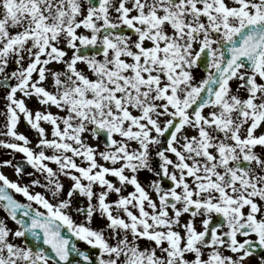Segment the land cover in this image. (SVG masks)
<instances>
[{
	"label": "snow or ice",
	"instance_id": "1",
	"mask_svg": "<svg viewBox=\"0 0 264 264\" xmlns=\"http://www.w3.org/2000/svg\"><path fill=\"white\" fill-rule=\"evenodd\" d=\"M0 89V264H264V0H0Z\"/></svg>",
	"mask_w": 264,
	"mask_h": 264
},
{
	"label": "rangeland",
	"instance_id": "2",
	"mask_svg": "<svg viewBox=\"0 0 264 264\" xmlns=\"http://www.w3.org/2000/svg\"><path fill=\"white\" fill-rule=\"evenodd\" d=\"M3 90L0 89V109H3L4 107V104H5V101L3 100ZM19 95V93H18ZM29 107H32V108H36L38 105L36 104L35 102V98H33L32 100H29L27 101ZM53 111H55V109H53ZM3 118L0 117V120H2ZM18 130L19 131H23L25 132L26 134H28L30 136V138L32 139L33 143L35 142V132L30 130L29 129V126L23 122V120L21 121V123L18 125ZM9 150L7 149H3V148H0V157H2V159H4L5 157H8L9 158V154H8ZM15 156V160L17 161V159L19 158H23V155L21 153H15L14 154ZM0 171H3L6 175H11L13 180H16L17 177L16 175L14 174V170L11 168V167H4L2 169H0ZM150 176L149 173H142L141 174V179L143 180L145 177H148ZM27 179V180H25ZM29 180V177H23L20 182L21 183H27ZM130 190V189H129ZM32 191H40V192H43L44 189L43 188H35V189H32ZM18 196L20 197V195L18 194ZM22 197V196H21ZM24 199V198H23ZM2 212L0 211V216H1ZM216 219H219L218 217H216ZM101 222L99 220L95 221L94 225L93 226H97L98 224H100ZM197 226H199V221L197 220ZM242 239V237H241Z\"/></svg>",
	"mask_w": 264,
	"mask_h": 264
},
{
	"label": "flooded vegetation",
	"instance_id": "3",
	"mask_svg": "<svg viewBox=\"0 0 264 264\" xmlns=\"http://www.w3.org/2000/svg\"><path fill=\"white\" fill-rule=\"evenodd\" d=\"M21 199V198H20ZM2 212V211H1ZM4 215V213L2 212V214H1V216H3ZM77 219H83L82 217H79V218H77ZM8 223H9V225L10 226H12V227H15V225L12 223V225H11V221L9 220L8 221ZM254 238V237H253ZM81 248H86L87 246L85 245V244H83L82 242L80 243V245H79ZM259 255H264V253H262V254H259ZM250 264H257V256L256 255H254L252 258H251V261H250Z\"/></svg>",
	"mask_w": 264,
	"mask_h": 264
},
{
	"label": "bare ground",
	"instance_id": "4",
	"mask_svg": "<svg viewBox=\"0 0 264 264\" xmlns=\"http://www.w3.org/2000/svg\"><path fill=\"white\" fill-rule=\"evenodd\" d=\"M8 177H9L10 179H12V180H13V178H12V176H11V175H8Z\"/></svg>",
	"mask_w": 264,
	"mask_h": 264
}]
</instances>
